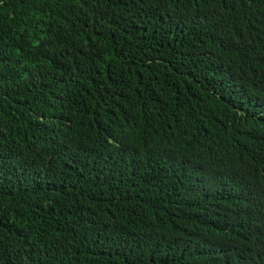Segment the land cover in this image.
Segmentation results:
<instances>
[{"label": "trees", "instance_id": "obj_1", "mask_svg": "<svg viewBox=\"0 0 264 264\" xmlns=\"http://www.w3.org/2000/svg\"><path fill=\"white\" fill-rule=\"evenodd\" d=\"M0 264H264V0H0Z\"/></svg>", "mask_w": 264, "mask_h": 264}, {"label": "clouds", "instance_id": "obj_2", "mask_svg": "<svg viewBox=\"0 0 264 264\" xmlns=\"http://www.w3.org/2000/svg\"><path fill=\"white\" fill-rule=\"evenodd\" d=\"M244 146H245V144L244 145L236 144V145L230 147L234 152L235 158H237L238 160L241 159L245 153Z\"/></svg>", "mask_w": 264, "mask_h": 264}]
</instances>
